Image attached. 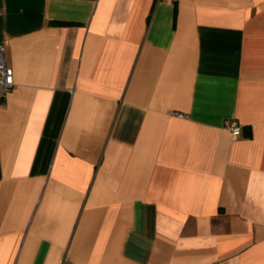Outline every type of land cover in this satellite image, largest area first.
Wrapping results in <instances>:
<instances>
[{"label":"crops","instance_id":"crops-1","mask_svg":"<svg viewBox=\"0 0 264 264\" xmlns=\"http://www.w3.org/2000/svg\"><path fill=\"white\" fill-rule=\"evenodd\" d=\"M2 42L0 264H264V0H0Z\"/></svg>","mask_w":264,"mask_h":264},{"label":"built area","instance_id":"built-area-1","mask_svg":"<svg viewBox=\"0 0 264 264\" xmlns=\"http://www.w3.org/2000/svg\"><path fill=\"white\" fill-rule=\"evenodd\" d=\"M7 42L0 43V105L5 101L8 91L14 84L13 69L4 60ZM232 135L237 136L241 133V125L232 120L229 124Z\"/></svg>","mask_w":264,"mask_h":264}]
</instances>
